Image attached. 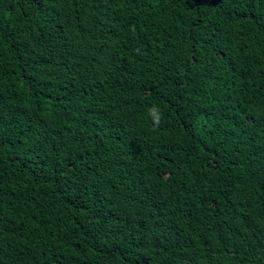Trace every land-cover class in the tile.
Returning a JSON list of instances; mask_svg holds the SVG:
<instances>
[{
  "label": "trees",
  "instance_id": "16d2710c",
  "mask_svg": "<svg viewBox=\"0 0 264 264\" xmlns=\"http://www.w3.org/2000/svg\"><path fill=\"white\" fill-rule=\"evenodd\" d=\"M0 264H264V0H0Z\"/></svg>",
  "mask_w": 264,
  "mask_h": 264
},
{
  "label": "clouds",
  "instance_id": "9594fccd",
  "mask_svg": "<svg viewBox=\"0 0 264 264\" xmlns=\"http://www.w3.org/2000/svg\"><path fill=\"white\" fill-rule=\"evenodd\" d=\"M148 114L151 117L154 126H158L162 120V112L158 105H153L148 109Z\"/></svg>",
  "mask_w": 264,
  "mask_h": 264
}]
</instances>
